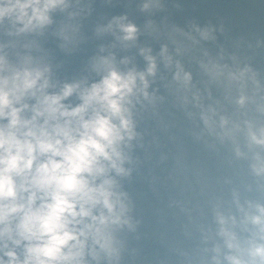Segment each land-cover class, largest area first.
<instances>
[{
	"label": "water",
	"instance_id": "obj_1",
	"mask_svg": "<svg viewBox=\"0 0 264 264\" xmlns=\"http://www.w3.org/2000/svg\"><path fill=\"white\" fill-rule=\"evenodd\" d=\"M144 3H150L147 10ZM68 4L51 12L52 23L37 32L8 35L6 21L0 44L9 60L31 56L47 65L55 90L64 83L98 81L92 69L98 56L112 53L118 64L127 57L130 63L119 66L138 71L147 68L141 49H150L156 60L155 75L147 77L151 99L141 96L133 108L136 135L124 165L130 173L115 177L126 193L132 226L116 232L119 251L112 264H228L225 256L237 253L219 235L218 214L228 218L242 248L249 241L264 243L259 226L246 219L259 215L256 205L264 206V172L253 169L264 163V145L249 138L250 129L259 136L264 128V0ZM120 16L137 26L134 42L118 40V29L98 31ZM205 30L208 39L201 35ZM164 46L172 57L167 66L160 55ZM213 64L220 66L219 74ZM244 69L243 79L229 75ZM184 73L191 75L187 86ZM202 114L211 117L210 127ZM221 118L227 121L223 126Z\"/></svg>",
	"mask_w": 264,
	"mask_h": 264
},
{
	"label": "clouds",
	"instance_id": "obj_2",
	"mask_svg": "<svg viewBox=\"0 0 264 264\" xmlns=\"http://www.w3.org/2000/svg\"><path fill=\"white\" fill-rule=\"evenodd\" d=\"M68 6V0H0V27L7 21L8 35L37 32L52 23L51 12ZM149 7L144 3L142 10ZM126 21L114 17L98 31L118 29V40L134 42L138 28ZM201 35L209 38L207 30ZM4 47L0 44V264H100L102 259L112 264L119 251L116 232L132 226L126 193L115 177L130 173L124 165L136 135L133 108L141 96L151 99L147 77L156 73L155 57L141 49L147 68L138 71L119 66L130 63L127 57L118 64L112 53L98 56L92 61L98 81L64 83L55 90L47 65L31 56L13 63ZM160 55L171 64L167 46ZM211 70L219 74L221 68L213 64ZM247 71L229 75L243 79ZM190 80L184 73L185 86ZM72 97L78 102L66 103ZM202 119L211 126L209 115ZM226 123L221 118V126ZM249 138L264 145V128L259 136L250 129ZM253 169L264 172V163ZM256 210L259 215L246 219L259 226L264 240V206ZM217 220L226 247L237 253L225 256L228 264H264V243L249 241L242 248L228 218L218 214Z\"/></svg>",
	"mask_w": 264,
	"mask_h": 264
}]
</instances>
